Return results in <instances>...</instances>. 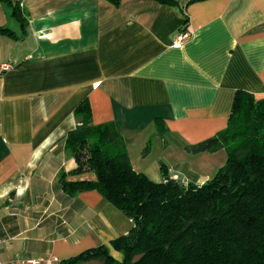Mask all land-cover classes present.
I'll list each match as a JSON object with an SVG mask.
<instances>
[{"label": "crops", "instance_id": "crops-1", "mask_svg": "<svg viewBox=\"0 0 264 264\" xmlns=\"http://www.w3.org/2000/svg\"><path fill=\"white\" fill-rule=\"evenodd\" d=\"M11 1L20 15L0 3V27L13 32L0 33V63L11 64L0 75V259L60 261L104 244L120 261L110 242L131 219L96 190L70 196L59 183L95 178L74 173L64 148L75 107L86 99L93 124L114 122L151 178L138 145L159 133L199 142L225 128L235 90L264 97V0ZM181 29L191 35L175 47ZM203 156L175 162L179 178L202 183L225 151Z\"/></svg>", "mask_w": 264, "mask_h": 264}, {"label": "trees", "instance_id": "trees-1", "mask_svg": "<svg viewBox=\"0 0 264 264\" xmlns=\"http://www.w3.org/2000/svg\"><path fill=\"white\" fill-rule=\"evenodd\" d=\"M0 3L20 15L11 0ZM0 33L13 35L6 27ZM73 114L76 125L64 148L77 162L74 173L90 170L95 178L61 173L62 190L70 196L96 190L132 226L110 242L122 260L100 244L58 264H264V97L235 90L225 128L187 145L193 153L225 151L224 162L202 183L172 179L163 165V179L152 180L133 168L114 122L93 124L86 99Z\"/></svg>", "mask_w": 264, "mask_h": 264}, {"label": "rangeland", "instance_id": "rangeland-1", "mask_svg": "<svg viewBox=\"0 0 264 264\" xmlns=\"http://www.w3.org/2000/svg\"><path fill=\"white\" fill-rule=\"evenodd\" d=\"M159 134H160L159 135L160 136V143L158 142L159 140H157V138H155L156 136L152 135L149 139V142L146 143L145 145H143V147L138 145V148L136 151V153L141 154V156L138 155L139 159L135 160V164L140 162L141 164H139V166H141V168H144L146 170L145 172L151 178H154V179L162 178V176H163L162 164H165V166L168 169H170L173 173H176V170H175L176 165L174 163L175 162L178 163L182 159V156L187 157V159H184V162H186V161L188 163H192V162L203 163L204 162V164L209 163V161H207L205 159L201 160V158L204 157L203 155H209L212 152H206V151L198 152V153L189 152L187 149V145H189V144H185V143L181 142L179 139L176 141H174V140L170 141V139L167 138L168 136H166V137L164 136V133L163 134L159 133ZM162 137L167 138L168 141H166L164 143L162 140ZM167 142H169V145L172 149V152L169 155L166 154L165 147H164V146H167V144H168ZM203 153H207V154H203ZM143 156H146V158H144ZM225 157H226V154H225ZM212 166H214L213 170L215 172V170H217V169H215V168H217L215 166H217V165L214 163V165H212ZM177 172H179V171H177ZM180 174L183 175V173H180Z\"/></svg>", "mask_w": 264, "mask_h": 264}, {"label": "built area", "instance_id": "built-area-1", "mask_svg": "<svg viewBox=\"0 0 264 264\" xmlns=\"http://www.w3.org/2000/svg\"><path fill=\"white\" fill-rule=\"evenodd\" d=\"M191 32L187 29H181L175 35L172 45L175 47L181 46L184 42H186L190 38ZM11 64L8 62L0 63V75L3 74L10 68ZM172 179L178 180L180 179L177 173H172L170 175ZM2 245V239L0 238V249ZM58 262L57 257L51 256L48 259H27V260H16L14 264H52ZM0 264H3V261L0 259Z\"/></svg>", "mask_w": 264, "mask_h": 264}]
</instances>
